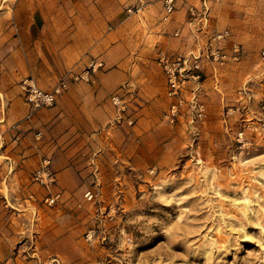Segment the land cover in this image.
Here are the masks:
<instances>
[{
  "label": "rangeland",
  "instance_id": "obj_1",
  "mask_svg": "<svg viewBox=\"0 0 264 264\" xmlns=\"http://www.w3.org/2000/svg\"><path fill=\"white\" fill-rule=\"evenodd\" d=\"M159 1L131 5L147 60L111 94L104 128L76 138L33 121L57 103L11 104L63 75L23 77L7 61L14 0H0V264H264V0H208L204 20L188 11L201 0L179 3L163 18L186 26L169 49L148 30ZM162 50L200 56L176 95Z\"/></svg>",
  "mask_w": 264,
  "mask_h": 264
},
{
  "label": "crops",
  "instance_id": "obj_2",
  "mask_svg": "<svg viewBox=\"0 0 264 264\" xmlns=\"http://www.w3.org/2000/svg\"><path fill=\"white\" fill-rule=\"evenodd\" d=\"M134 4L139 6L134 15L147 10L146 0H14L6 26L12 34L7 61L22 64L21 76L53 83L67 70L81 71L92 58L104 60L91 82L72 83L54 107L41 109L33 121L47 123L59 137L89 136L104 128L113 112L111 94L147 60L142 39L127 27ZM163 18L162 11L148 30H156L158 39L163 37L162 47L169 49L171 43L182 42L173 34L183 25ZM12 101L28 113L23 95L15 93Z\"/></svg>",
  "mask_w": 264,
  "mask_h": 264
},
{
  "label": "built area",
  "instance_id": "obj_3",
  "mask_svg": "<svg viewBox=\"0 0 264 264\" xmlns=\"http://www.w3.org/2000/svg\"><path fill=\"white\" fill-rule=\"evenodd\" d=\"M162 3L163 13L166 15L174 12L179 3L187 2V0H160ZM188 11L192 18H196L199 16L202 20L206 18V15L209 12V1L201 0L200 8H197L193 5L188 7ZM180 30L175 32V35H178ZM228 35V30H223L222 32L217 33L214 36V40H217L219 43L223 38ZM239 48L236 47V52L238 53ZM211 56L218 60L223 58L224 56L221 54L220 48L215 45L211 46L210 49ZM262 60L264 61V50L261 53ZM200 56L197 55L193 50L184 53L177 52L174 55H169L167 51L162 50L160 52L159 61L163 65L167 78H168V86L169 93L171 95H176L182 91V86L185 81L186 74L191 71L192 76L198 78L200 74L198 73V69L200 67L199 64ZM190 64V66H187ZM104 67V60L100 58H92L88 63L86 68L81 72L76 71H67L63 76L59 79V81L53 85L50 89L45 90L39 88L36 84L32 82H27L25 85V96L27 103L30 106L31 113L38 110L42 107L53 106L57 103L59 97L69 88L72 82L77 81H90L92 76ZM197 72V73H196ZM118 98V97H115ZM176 105L172 106L171 115H176ZM262 109L264 112V93H263V105ZM201 115L202 113L199 112ZM173 118V117H172ZM6 264V263H2Z\"/></svg>",
  "mask_w": 264,
  "mask_h": 264
}]
</instances>
